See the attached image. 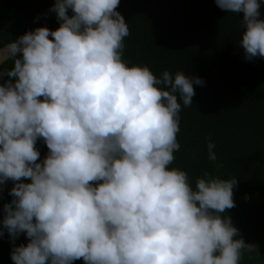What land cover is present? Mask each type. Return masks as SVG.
<instances>
[{"label": "clouds", "instance_id": "obj_1", "mask_svg": "<svg viewBox=\"0 0 264 264\" xmlns=\"http://www.w3.org/2000/svg\"><path fill=\"white\" fill-rule=\"evenodd\" d=\"M262 2L215 0L243 13L246 60L264 58ZM119 4L55 0L56 30L37 27L0 55L13 61L0 71V186L14 182L0 237L28 240L13 246V264H241L260 255L222 215L235 206L237 178L204 173L193 187L170 167L182 105L204 81L124 60L130 31ZM206 147L216 161V143Z\"/></svg>", "mask_w": 264, "mask_h": 264}, {"label": "trees", "instance_id": "obj_2", "mask_svg": "<svg viewBox=\"0 0 264 264\" xmlns=\"http://www.w3.org/2000/svg\"><path fill=\"white\" fill-rule=\"evenodd\" d=\"M55 0H0V47L37 27L56 30L59 21L50 9ZM129 26L123 59L147 65L157 77L167 70L200 77L193 85V104L180 112V149L170 167L185 170L192 186L204 173L237 178L235 206L226 209L246 243L260 255L245 254L241 264H264V58L246 60L239 45L243 13L221 10L215 0H120L117 8ZM264 18V2L261 3ZM69 10V15H71ZM51 39V37H49ZM5 60L0 71L11 69ZM7 79L0 75V84ZM216 143V161L207 156V143ZM14 182L0 186L3 205L10 203ZM13 241L0 237V264H13Z\"/></svg>", "mask_w": 264, "mask_h": 264}, {"label": "rangeland", "instance_id": "obj_3", "mask_svg": "<svg viewBox=\"0 0 264 264\" xmlns=\"http://www.w3.org/2000/svg\"><path fill=\"white\" fill-rule=\"evenodd\" d=\"M36 147L37 149L40 151V161H42L47 153H48V149H47V146L46 144L44 143L43 139L40 138L38 139L37 141V144H36ZM39 162V161H38ZM24 180V182H30V179H25V178H22ZM28 240L27 238L25 237V235L22 233L14 242H13V245L10 246V250L8 252V255L10 256L11 255V251H12V248L13 246H19L20 244H27ZM73 264H84V261L82 259L80 260H76L73 262Z\"/></svg>", "mask_w": 264, "mask_h": 264}, {"label": "water", "instance_id": "obj_4", "mask_svg": "<svg viewBox=\"0 0 264 264\" xmlns=\"http://www.w3.org/2000/svg\"><path fill=\"white\" fill-rule=\"evenodd\" d=\"M8 44V43H7ZM7 44L0 47V55H3V50L6 49ZM2 62H0L1 64Z\"/></svg>", "mask_w": 264, "mask_h": 264}]
</instances>
